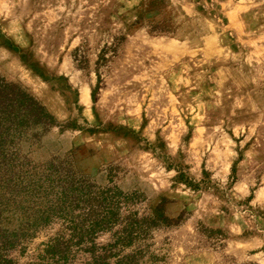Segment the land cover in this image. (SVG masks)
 I'll return each mask as SVG.
<instances>
[{"label":"rangeland","instance_id":"rangeland-1","mask_svg":"<svg viewBox=\"0 0 264 264\" xmlns=\"http://www.w3.org/2000/svg\"><path fill=\"white\" fill-rule=\"evenodd\" d=\"M0 74L56 121L30 160L176 220L155 264H264V0H0Z\"/></svg>","mask_w":264,"mask_h":264},{"label":"trees","instance_id":"trees-1","mask_svg":"<svg viewBox=\"0 0 264 264\" xmlns=\"http://www.w3.org/2000/svg\"><path fill=\"white\" fill-rule=\"evenodd\" d=\"M95 64L104 62L106 51ZM56 121L18 83L0 74V264L18 256L39 231L51 229L22 264H155L154 229L176 222L158 204L133 207L141 198L115 184L97 185L63 159L32 161L24 145L37 141ZM14 218L7 226L5 221ZM56 226V228H54ZM49 232V231H48Z\"/></svg>","mask_w":264,"mask_h":264}]
</instances>
